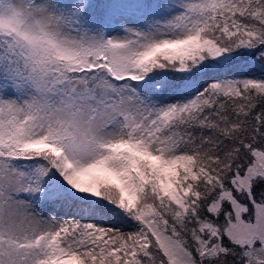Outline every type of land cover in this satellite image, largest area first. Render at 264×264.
<instances>
[{
    "label": "snow or ice",
    "instance_id": "6c2138e0",
    "mask_svg": "<svg viewBox=\"0 0 264 264\" xmlns=\"http://www.w3.org/2000/svg\"><path fill=\"white\" fill-rule=\"evenodd\" d=\"M0 264H264V0H0Z\"/></svg>",
    "mask_w": 264,
    "mask_h": 264
},
{
    "label": "rangeland",
    "instance_id": "374dc122",
    "mask_svg": "<svg viewBox=\"0 0 264 264\" xmlns=\"http://www.w3.org/2000/svg\"><path fill=\"white\" fill-rule=\"evenodd\" d=\"M110 223H115L116 227H122L125 231L130 230L126 224H123L120 221H111Z\"/></svg>",
    "mask_w": 264,
    "mask_h": 264
}]
</instances>
